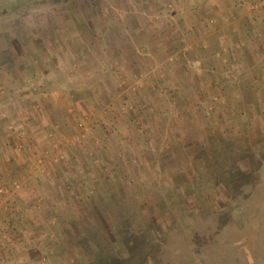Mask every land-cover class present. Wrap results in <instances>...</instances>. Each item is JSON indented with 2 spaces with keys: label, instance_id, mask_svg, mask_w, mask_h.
I'll return each instance as SVG.
<instances>
[{
  "label": "rangeland",
  "instance_id": "1",
  "mask_svg": "<svg viewBox=\"0 0 264 264\" xmlns=\"http://www.w3.org/2000/svg\"><path fill=\"white\" fill-rule=\"evenodd\" d=\"M259 13L0 0V264H264V49L220 43Z\"/></svg>",
  "mask_w": 264,
  "mask_h": 264
},
{
  "label": "crops",
  "instance_id": "2",
  "mask_svg": "<svg viewBox=\"0 0 264 264\" xmlns=\"http://www.w3.org/2000/svg\"><path fill=\"white\" fill-rule=\"evenodd\" d=\"M229 24L230 25H226L223 28L220 27V43H221V41H224V40L227 41L228 40V37H230L229 34L231 33V32H229L230 29L233 28L232 30H236V28L239 26V29H241L242 27H246L248 29V31L244 32L245 33L244 38L247 40V45H248L247 49H254V51L250 50V52H256V49H264V14L259 13V15L251 16L250 19L246 18L245 16L244 17L242 16L241 18L239 17L237 22L235 19H233L230 21ZM259 28H261V31H258ZM251 31L254 32L253 35H250V33H252ZM257 33L261 34V36L258 38V40L255 38ZM232 37L235 38L236 35H234ZM205 49H206V47H205ZM126 50L127 49H111V51L115 55H119L117 57L113 56L112 58L114 60L120 61V60H118L120 58V55L122 58L123 57L122 54L125 53ZM69 51H70L71 62L75 63V65L77 67H82L84 69L85 67L89 66V63L91 60V55H89V51H87V49H70ZM111 51H110V49H103V52L104 53L107 52V54H110ZM63 52L66 53V49H58V60L62 59V58H60L59 54H62ZM130 54H131V52H130ZM102 55H103V61H105L107 59V57H104V54H102ZM97 65L95 64V67ZM205 81L206 82L209 81V78L207 75L205 76ZM54 107H55V109L50 110L52 112V113H50V116L55 118V119H58V107H56V106H54ZM43 109L45 111H47V108H43ZM39 118H40L39 119L40 122L44 121L43 117L40 114H39ZM36 130L41 131V127L39 129H36Z\"/></svg>",
  "mask_w": 264,
  "mask_h": 264
},
{
  "label": "trees",
  "instance_id": "3",
  "mask_svg": "<svg viewBox=\"0 0 264 264\" xmlns=\"http://www.w3.org/2000/svg\"><path fill=\"white\" fill-rule=\"evenodd\" d=\"M221 153H222V151H221Z\"/></svg>",
  "mask_w": 264,
  "mask_h": 264
}]
</instances>
